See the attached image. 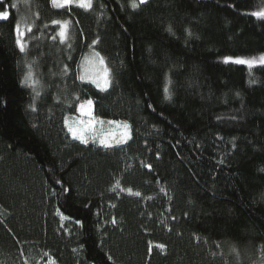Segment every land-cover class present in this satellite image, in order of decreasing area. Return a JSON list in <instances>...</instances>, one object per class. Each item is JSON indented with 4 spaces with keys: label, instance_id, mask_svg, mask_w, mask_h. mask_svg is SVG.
I'll list each match as a JSON object with an SVG mask.
<instances>
[{
    "label": "trees",
    "instance_id": "trees-1",
    "mask_svg": "<svg viewBox=\"0 0 264 264\" xmlns=\"http://www.w3.org/2000/svg\"><path fill=\"white\" fill-rule=\"evenodd\" d=\"M2 2L0 264H264V64L224 62L264 55V0ZM90 50L106 91L80 82ZM89 100L128 143L72 139Z\"/></svg>",
    "mask_w": 264,
    "mask_h": 264
},
{
    "label": "rangeland",
    "instance_id": "rangeland-1",
    "mask_svg": "<svg viewBox=\"0 0 264 264\" xmlns=\"http://www.w3.org/2000/svg\"><path fill=\"white\" fill-rule=\"evenodd\" d=\"M59 26H60V31H61V24H59ZM69 27H70V24L68 22L65 38H61V36L58 35L60 39V44L62 45L61 47L64 46L66 50H68V40H69V31H70ZM95 54L96 52L93 50L87 51L84 54V57L81 59V62L79 65V79L83 85H86V84L92 85L94 88H96L99 91H106L109 89L110 83L106 88L103 87L102 79H100L101 87H97L96 83H94L95 80H97L99 77H102L103 75L102 67L99 64V58L101 56L99 55V57H97ZM254 64H261L260 60L255 61ZM103 67H106L105 62H104ZM108 79L110 81V74L108 76ZM84 105H85L84 112L82 113L81 109H79V113H78L79 115H75L74 117L68 119L66 125L68 128V131H69V128L71 127L72 129L77 130L78 132L82 133L84 139L87 140V143H82L81 139L75 138L72 132L69 131L73 140H76L79 143L84 144V145H93L95 147H99L103 149H112L115 147H119V146L125 145L126 143L130 141L131 127L128 123L115 121L119 123L110 124L108 122L113 121V120H105L101 117L96 116L95 103L93 101H92V105L90 109L87 103H85ZM88 111L91 112V115L85 114ZM90 121L91 123H89ZM101 121L103 123H101ZM125 124L127 125V128L124 127ZM125 132H127V136L122 135ZM101 139H106L110 146L105 147L103 144H101L100 142ZM117 140H122L123 142L117 143L116 142ZM64 229L67 231L66 228ZM67 232L69 234L71 232V229H68ZM49 254L50 253L47 251L46 253L43 251L39 253H35L31 257V260L29 261L26 260V262H28L27 264H56L52 260V256H50Z\"/></svg>",
    "mask_w": 264,
    "mask_h": 264
},
{
    "label": "snow or ice",
    "instance_id": "snow-or-ice-1",
    "mask_svg": "<svg viewBox=\"0 0 264 264\" xmlns=\"http://www.w3.org/2000/svg\"><path fill=\"white\" fill-rule=\"evenodd\" d=\"M92 2H93V0H51L52 5L54 7H56V8H65V7L75 3L78 7L84 8L86 10L87 9H91ZM146 2H147V0H139V4H138V3H136V0H133L132 7L133 8H137V7H139L140 4H144ZM0 7H3L2 0H0ZM12 7H16V5H12ZM252 15L259 16V17H264V12H256V13H252ZM8 19H9V12L6 11V10L5 11H0V20H8ZM53 23L54 24H56V23L61 24V31H60L59 35L61 36V38H65L66 37V28H67L68 21H64V22L53 21ZM14 30L17 32L18 37L23 35V33H21L20 30H19V25L18 24L14 25ZM169 30L171 31V29H169ZM17 44L20 46L21 51H23L24 50V45H23L21 39H19V38L17 39ZM95 55L97 57H99L98 53H96ZM259 60H260L261 64H264V55H262L259 58ZM224 62L225 63L232 62V63L239 64V65L247 64L249 67H252V65L255 63L254 60H246L244 58H232V57H225L224 58ZM99 64L102 67L103 75H102V77H99L97 80H95L94 83H96L97 87H101L100 79H102L103 80V87L106 88L109 85V83H110V81L108 79L109 73H108L107 68L103 67L104 61H103L102 57L99 58ZM30 75L31 74H29V77H26V80L30 78ZM164 91H165V94H166V98L170 99V95H168V92H169L168 88L165 87ZM87 105H88V107L90 109L91 105H92V101L91 100L87 101ZM84 108H85V105L81 104L80 105V109H81L82 113L84 112ZM85 114L91 115V112L88 111ZM89 123H91V121ZM101 123H103V122L101 121ZM108 123L112 124V123H119V122L109 121ZM124 127L127 128V125L125 124ZM69 131L72 132V134H73V136L75 138L81 139L82 143H87V140L84 139L82 133L78 132L77 130L72 129L71 127L69 128ZM122 135L123 136H127V132L123 133ZM100 142L105 147H109L110 146L106 139H101ZM116 142L117 143H121L123 141L122 140H117ZM128 191L131 192V189H129ZM135 195H140V193H135ZM160 247H163V246H160Z\"/></svg>",
    "mask_w": 264,
    "mask_h": 264
}]
</instances>
